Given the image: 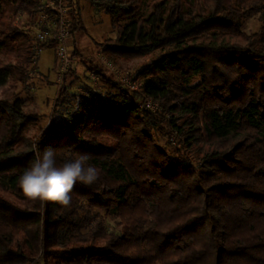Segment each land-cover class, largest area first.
I'll list each match as a JSON object with an SVG mask.
<instances>
[{
    "label": "trees",
    "instance_id": "obj_1",
    "mask_svg": "<svg viewBox=\"0 0 264 264\" xmlns=\"http://www.w3.org/2000/svg\"><path fill=\"white\" fill-rule=\"evenodd\" d=\"M46 1L55 0H0V87L29 80L44 47L19 22ZM85 1L116 30L95 43L108 60L158 55L135 77L140 93L89 62L106 95L83 84L78 107L62 112L68 71L33 138L24 133L40 116L18 97L0 101V264H264V0H164L146 16L142 0ZM73 5L69 37L86 31ZM257 14L263 26L248 35L241 23ZM145 100L160 110L141 108ZM176 116L214 148L199 165L160 145ZM34 144L54 149L58 164L87 154L99 179L77 182L69 206L29 199L19 177Z\"/></svg>",
    "mask_w": 264,
    "mask_h": 264
},
{
    "label": "rangeland",
    "instance_id": "obj_2",
    "mask_svg": "<svg viewBox=\"0 0 264 264\" xmlns=\"http://www.w3.org/2000/svg\"><path fill=\"white\" fill-rule=\"evenodd\" d=\"M75 1V2H74ZM164 0H142V15L146 16L151 12L152 5L156 2H163ZM171 8L174 4V0H169ZM45 7L31 15L23 16L19 22V26L26 31L29 36L36 38L37 32L53 28L57 20V17L52 8H48L49 3L43 2ZM74 8L78 9L81 16L83 25L86 29L83 32L87 41L89 42V54L82 55L76 47L70 45V38H68L66 45L68 50L73 53V60L69 66L68 71L73 72V76L67 81L69 87V94L67 101L64 104L63 109H59L65 112L70 109L77 108L80 102V96L86 95V91L83 89V84L90 86L94 91L106 95L108 89L102 81H100L94 74L87 69L89 62L96 64L105 70V72L114 81L121 84V79L129 78L132 81H137L141 85L144 83V79L135 78L141 70L152 62L157 53L141 57L133 60L114 59V61L108 60L101 54L95 43L103 44L109 39L116 38V30L111 27L110 18L103 10H97L93 8L89 2L85 0H73ZM263 26L260 14L252 16L248 20H244L241 23L242 30L248 35L257 34ZM80 32V31H79ZM38 47H44L39 50L37 56L39 58L37 63L28 67L29 80L25 84L8 85L6 87H0V101H13L15 98H19L24 102L26 110L33 112L40 116V121L36 125L28 127L24 136L27 138H33L38 136L43 129L49 124V120L52 117L55 100L59 95L61 86L64 83L63 80V68L59 58V45H50L47 42L38 43L34 42ZM262 47L263 45L260 44ZM76 50L79 55H75ZM67 71V72H68ZM79 79V80H78ZM139 91L138 93H140ZM146 101V100H145ZM144 101V102H145ZM154 112L160 110L159 105H156ZM177 119V131L173 134L169 131L161 132L160 145L166 147L168 151L172 153V156H176L177 151H182L186 157L190 159L194 165H199L201 161L210 154L214 148L205 142L195 143L190 139L191 137V125L189 119L179 118ZM51 122V121H50ZM189 124V125H188ZM164 135V136H163ZM102 216L105 214L102 212ZM107 226L110 230H117V221L107 217Z\"/></svg>",
    "mask_w": 264,
    "mask_h": 264
},
{
    "label": "clouds",
    "instance_id": "obj_3",
    "mask_svg": "<svg viewBox=\"0 0 264 264\" xmlns=\"http://www.w3.org/2000/svg\"><path fill=\"white\" fill-rule=\"evenodd\" d=\"M33 149L35 159L19 177L20 188L31 200L69 206L72 199L70 194L77 182L92 185L99 179V170L88 163L87 154H79L74 159L58 164L54 149L45 148L41 153L35 144Z\"/></svg>",
    "mask_w": 264,
    "mask_h": 264
},
{
    "label": "built area",
    "instance_id": "obj_4",
    "mask_svg": "<svg viewBox=\"0 0 264 264\" xmlns=\"http://www.w3.org/2000/svg\"><path fill=\"white\" fill-rule=\"evenodd\" d=\"M53 11H55L57 20L54 24L53 28H49L38 31L36 35V39L40 42H44L47 40H55L56 43L59 45V58L62 63L63 68V78L64 75L67 73L70 64L72 63V56L73 53H70L68 50V45H66V42L69 38V29L66 24L68 16V0H55L49 2V5ZM19 21V19H18ZM56 32V35L53 34V32ZM121 84L123 87H126L130 89L133 92H139L141 84L137 81H132L129 78L121 79ZM156 104L153 103L151 100H146L141 104V108L155 111Z\"/></svg>",
    "mask_w": 264,
    "mask_h": 264
},
{
    "label": "crops",
    "instance_id": "obj_5",
    "mask_svg": "<svg viewBox=\"0 0 264 264\" xmlns=\"http://www.w3.org/2000/svg\"><path fill=\"white\" fill-rule=\"evenodd\" d=\"M70 45L76 47V49L82 53V55L89 54L88 49L90 48L89 42L87 41L86 37L84 36L83 32H76L71 38H70ZM76 52L78 53V51ZM79 55V53H78Z\"/></svg>",
    "mask_w": 264,
    "mask_h": 264
}]
</instances>
